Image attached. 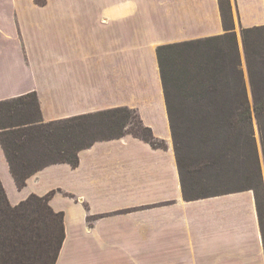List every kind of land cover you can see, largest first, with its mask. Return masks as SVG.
<instances>
[{
  "label": "crops",
  "instance_id": "crops-1",
  "mask_svg": "<svg viewBox=\"0 0 264 264\" xmlns=\"http://www.w3.org/2000/svg\"><path fill=\"white\" fill-rule=\"evenodd\" d=\"M0 0V102L35 93L43 122L126 107L166 149L124 136L43 168L12 206L53 192L65 238L55 264H264L256 198L185 201L156 56L161 45L221 35L218 0ZM240 28L264 26V0H235Z\"/></svg>",
  "mask_w": 264,
  "mask_h": 264
},
{
  "label": "trees",
  "instance_id": "trees-1",
  "mask_svg": "<svg viewBox=\"0 0 264 264\" xmlns=\"http://www.w3.org/2000/svg\"><path fill=\"white\" fill-rule=\"evenodd\" d=\"M218 1L223 34L156 49L180 187L187 202L252 191L264 238L263 205L257 199L262 171L251 120L253 112L264 160V55L260 39L250 42L264 26L241 28L251 106L236 37L226 24L229 5ZM253 55L259 56L257 72ZM128 135L166 149L126 107L43 122L35 93L0 102V145L18 189L45 167L64 163L74 168L81 150ZM240 180L243 186L220 191L223 184ZM52 195H30L12 206L0 182V264L56 263L65 230L63 213L49 206Z\"/></svg>",
  "mask_w": 264,
  "mask_h": 264
},
{
  "label": "rangeland",
  "instance_id": "rangeland-1",
  "mask_svg": "<svg viewBox=\"0 0 264 264\" xmlns=\"http://www.w3.org/2000/svg\"><path fill=\"white\" fill-rule=\"evenodd\" d=\"M223 1H225V0H223ZM227 2L229 5V10L227 13L228 16L226 15L227 16L226 24H227L228 28L232 29V31L236 37L237 47H238L239 55H240V59H241V71H242L243 79L245 82L246 93H247L248 100L250 101V104L252 106V93H251V88L249 85V75H248L249 73H248V68H247V64H246V60H245V54H244L243 43H242V38H241V28L239 27L238 17L236 14V3H235V0H227ZM257 38L260 39V41H262V43H263V45L260 47L259 50H260L261 55H264V33L260 34L258 36L257 35L251 36L250 42H253V45H256L257 42H254V41ZM251 60H252L253 71L254 72L259 71L260 70L259 67H261L260 61H259V56L253 55L251 57ZM251 120H252V129H253L254 140H255L257 153H258V157H259V162H260V166H261V171H262V185H263L262 187L263 188L258 190L257 199L263 205L262 206V217H263V225H264V160H263L258 124H257V120H256V117L254 116L253 112L251 115ZM243 185H244V181H241V180L235 181V182L225 183L222 185L220 191L237 189L238 186H243Z\"/></svg>",
  "mask_w": 264,
  "mask_h": 264
}]
</instances>
